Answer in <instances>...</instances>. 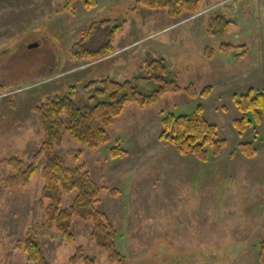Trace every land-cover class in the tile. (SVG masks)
<instances>
[{
  "label": "rangeland",
  "instance_id": "1",
  "mask_svg": "<svg viewBox=\"0 0 264 264\" xmlns=\"http://www.w3.org/2000/svg\"><path fill=\"white\" fill-rule=\"evenodd\" d=\"M84 2L65 10L63 0H0V161L16 156L24 165L30 162L42 141L33 108L46 97L62 96L73 85V101L80 105L92 95L87 84L105 77L149 93L155 85L137 78L152 74L149 60L162 61L179 87L193 85L200 92L210 86L209 96L165 93L143 109L128 103L107 130L109 142L89 149L65 135L54 153L67 166L84 164L101 188L97 209L116 229L122 264H259L264 119L242 134L232 121L240 117L233 95L250 88L264 94V0H203L198 13L174 19L164 9L136 6V0ZM220 17L230 22L225 30ZM91 25L89 49L104 44L112 27L120 31L113 53L87 62L74 58L71 48ZM197 104L226 140L220 155L207 161L180 155L159 139L161 112L188 114ZM249 141L256 148L252 158L237 148ZM117 145L126 155L111 158L109 150ZM42 164L27 187L0 185V264H37L15 243L44 220ZM9 173L0 163V178ZM114 188L115 197L109 193ZM73 196L64 195V207ZM90 231V222L75 218L73 242L54 229L38 230L36 238L49 264H69L76 247L94 264H117L94 244Z\"/></svg>",
  "mask_w": 264,
  "mask_h": 264
},
{
  "label": "trees",
  "instance_id": "2",
  "mask_svg": "<svg viewBox=\"0 0 264 264\" xmlns=\"http://www.w3.org/2000/svg\"><path fill=\"white\" fill-rule=\"evenodd\" d=\"M79 0H63V9L70 10ZM203 0H136V6L149 9H164L167 15L174 19L182 14L194 15L200 10ZM215 3L221 0H213ZM96 0H85L86 6L95 5ZM221 27L227 29L230 22L220 17ZM94 25L85 28L83 37L71 48V55L76 59L94 62L99 58L113 53L112 44L120 29L115 26L105 34V42L95 49H89L87 43ZM210 30V29H209ZM231 47V46H227ZM210 53V49L207 51ZM243 51L239 52L241 55ZM147 69L152 71L148 77H138V80L150 81L155 89L149 93H141L130 81L117 82L109 77L93 80L87 84L92 89V95L82 104L74 103L75 87L66 89L62 96H49L33 108L42 132V141L32 154L30 162L24 165L16 156L3 159L0 163L7 165L10 173L0 178L4 189L27 187L38 173V163L42 160L40 177L43 187L39 201L44 204V220L32 224L25 237L15 243V248L21 250L29 262L49 264L45 258L40 242L36 236L38 230H55L68 242L74 241L71 232L75 218L91 223L90 238L94 244L103 250L108 260L122 264L124 256L116 249L117 232L109 218L97 209L100 187L93 181L85 165L67 166L64 159L54 152L69 135L75 142L89 149H97L101 144L111 140L108 128L113 124L128 103H135L140 109L155 104L165 93L184 92L191 99L207 98L210 86L200 92L193 85L179 87L162 61L149 60ZM99 98L94 102V99ZM233 101L240 117L232 124L238 134H242L253 124H260L264 119V94L252 88L246 92L233 95ZM161 114V131L159 139L171 144L180 155H190L197 160L207 161L209 156L217 157L226 145V140L219 138L217 128L209 123L203 115V107L197 104L194 111L188 114ZM238 151L246 158L256 154V148L251 141L238 144ZM126 152L118 145L109 150L111 158L124 157ZM74 192L67 207L63 206L65 194ZM116 196V188L109 190ZM259 264H264V241L260 243L257 253ZM69 264H94V259L85 255L81 247H76L75 253L68 259Z\"/></svg>",
  "mask_w": 264,
  "mask_h": 264
}]
</instances>
